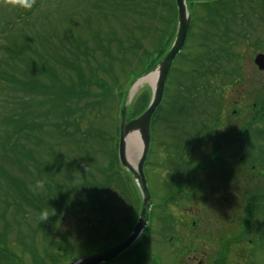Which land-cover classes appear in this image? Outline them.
Returning <instances> with one entry per match:
<instances>
[{
  "label": "rangeland",
  "instance_id": "374dc122",
  "mask_svg": "<svg viewBox=\"0 0 264 264\" xmlns=\"http://www.w3.org/2000/svg\"><path fill=\"white\" fill-rule=\"evenodd\" d=\"M96 1L31 0V6L23 7L19 6L16 0H0V77L8 78L2 75L4 72L15 77V81L30 79L29 69L20 66L18 61L22 58H19V49H24L23 58L28 62V55L31 54L25 48L28 43L30 47H37L41 57H47V62L57 67L60 55L66 60L69 59L66 49L62 46L72 49L74 39L78 37L79 41L86 39L90 45L95 42L96 31L102 33L106 39L111 37L109 34L111 31H115L118 38L124 39L127 35L135 34V37L140 38L146 51L149 53L154 51L162 31L166 30V22L152 23L148 19L138 21L134 16L137 12L135 7L130 11L126 10V0H115L110 6L108 0H102L100 8L94 9L92 5ZM159 1L170 4L171 0H144L137 5L141 8L145 7V4L152 7L156 2L160 3ZM253 3L257 2L253 1ZM159 12L164 13V9L160 7ZM231 12L236 15L242 13L243 20H231L230 12H219L223 14V22L220 19L215 21L219 30L217 32L221 34L222 43L219 44L223 45L225 42V34L235 39L241 28H245L247 32L244 34L245 39L241 40V36L237 39L236 46L232 45L228 48V53L238 54V59H229L227 62H218L214 66H209L211 70L218 72L213 76L208 74L205 76L212 90L217 88L216 93L222 96L220 100L219 94H217L218 100L212 97L214 92H211V89L209 93L198 94V98L190 97L187 90L184 91L186 97L176 99L175 96L179 93L177 90L183 89L180 86L187 83L186 79L195 77L193 73L196 65L189 61L195 52L202 53L205 50L203 45L206 41L200 36L204 30L207 33L216 31L208 25V17L203 9L197 11V18L200 21L196 20V13L194 14V24L181 53L182 60H175L176 72L169 77L168 98L166 96L162 104L160 111L162 118H159L160 122L154 126L152 151L148 164H145L153 215L142 237L140 236L136 242L137 244L145 240L140 247L143 250H140L143 257L147 256V258H142L139 264H264V147L258 150V147L264 145V123L257 120L252 124L253 126H250L254 119V113L250 109L240 114L241 116L235 117L232 114L235 107H243L242 104L236 106L238 100L244 99L247 101L246 106H251L247 98L249 90L253 94L257 87L264 89L262 73L253 64L255 55L264 54V9H258V21L249 14L246 3L233 5ZM11 20L16 24L8 25ZM238 21L242 22L238 23ZM139 23L144 26L145 31L134 29ZM225 27H227L226 31L223 30ZM47 36L52 37L50 49L43 46ZM39 37L41 40L36 44ZM31 40L35 43L33 44ZM8 44L13 45L14 54L11 53V57L5 55V49H2ZM103 44L106 45V41ZM206 45L209 48L216 46L212 43ZM111 51L114 53V45ZM126 56L128 62L112 59L113 74L108 72L107 75L101 76L105 88L112 91L113 95L105 96L99 89L94 91L92 109L91 107L87 109L85 118L82 117V128L90 129V132L96 133V136L94 141L85 144L81 138L82 143L79 144L64 141L50 125L54 123V117L50 115L47 118H41L39 115L36 117L41 111L45 112L46 105L37 108L32 102L35 98L30 97L28 93L25 94L21 88L0 82V240L2 242H0V252H6L7 256L13 259L8 257L7 260L2 254L0 264H33V256L27 248L25 249L27 247L25 244L28 243V247L33 245L34 255L39 258L37 261H41V258L47 264H70L81 256L107 247L115 237L125 239L131 232L138 218L141 200L139 191L127 172L122 171L120 180L112 184L109 190L102 191L103 201L107 206L105 210L102 205L91 206L81 203L82 190L74 188L76 176L80 177L84 170L91 175L95 172L94 163L87 160L83 154L79 155L77 145L88 146L92 159L102 167L107 165L108 151H114L112 145L118 137L116 126L119 101V96L114 93L116 89H122L124 83L141 73V68L145 64L143 57L136 59L130 54ZM50 57H54L52 61H49ZM89 58L93 63V59ZM232 68L239 70L238 74L228 73ZM177 71L182 75L178 76ZM236 75L242 76L237 80L234 78ZM44 80L48 82L50 79ZM115 81L118 82V86L115 85ZM62 82L73 85L74 89L79 91V86L77 88L79 79H62ZM130 88L131 83L125 90V97L121 98L123 103L127 101ZM151 91L152 87L147 83L142 84L135 91L127 104L126 117L132 113L133 118H136L144 111L150 101ZM81 101L76 99L72 104L81 107ZM209 101L218 102L221 110L217 118V121L220 118V125L212 135H216L218 131L221 135L227 132L233 136L222 140L219 148L211 139L200 146L196 143L202 138L203 130L210 124L209 118L216 111L215 106L207 105ZM33 119L38 123H44L43 129L37 132L28 126L27 131L22 128L27 122L31 125ZM242 124L247 126L242 128ZM18 128L25 135L24 138L21 137L19 145L16 140L12 143L3 142L1 139L3 136L11 135ZM252 128L255 135L252 134ZM260 129H262L261 134L256 137ZM186 142L194 143V147L184 152ZM14 145L16 147L14 154H4V150ZM218 154L231 157L230 165H226L225 168H222L224 162L218 165L219 163H216ZM241 154H248L247 164L239 163ZM181 157L191 161L190 167L195 166L198 172L193 177L186 175V178L183 170L187 166L183 167L181 163L178 173L172 174V167L178 163L172 160ZM138 158L137 153L136 164ZM252 164H255L253 170L245 169L247 165ZM2 172L6 173L17 190H20L32 204L35 199L41 201L35 203V209L33 206L31 208L23 205V201L19 199L24 212L18 214L13 211L17 208L13 206H18L17 201L14 202L15 188L10 187L9 181L5 180ZM223 172H227L226 175L230 178L223 176ZM92 177L94 179L91 177L87 179L95 183L100 180L96 173ZM188 182L190 185L187 186V190L185 185ZM177 185L180 188L175 187ZM194 187L199 189L196 190L194 197L197 198L186 201L188 204L185 201L178 202L176 206H172L173 202L166 204V207L165 204H161L163 198L171 193V189L179 190V196L181 194L182 198H185ZM57 189L69 193L71 195L69 200L73 197L74 203H71V206H62L61 212L50 223L47 221L45 208L59 210L58 205L47 204L50 195L56 194ZM77 191L75 195L72 194ZM36 209L40 210L44 217L37 213ZM171 215L174 219L173 224L171 218L166 220L167 216ZM242 227L249 228L248 232L243 233L247 236L244 243L248 245L237 247L234 243L227 249L226 245H223L225 241L223 236L227 239H235L234 235H241ZM58 242H66L70 245L69 258H66L67 254L60 256L56 252L55 244ZM140 250L136 249L135 252L140 254Z\"/></svg>",
  "mask_w": 264,
  "mask_h": 264
},
{
  "label": "trees",
  "instance_id": "16d2710c",
  "mask_svg": "<svg viewBox=\"0 0 264 264\" xmlns=\"http://www.w3.org/2000/svg\"><path fill=\"white\" fill-rule=\"evenodd\" d=\"M108 1H109L108 3L109 6L112 4V2L115 3V0H108ZM187 1L189 2L191 0H187ZM242 1L243 0H228V1L223 2L222 0H214L212 1L211 4H203L197 8L196 16H195L196 20L198 19V21H200L199 18H197V15H198L197 11L199 9H203L205 13L209 15V17H212L210 21L208 20L209 21L208 25L210 26L212 30L214 31L216 30V31L213 33L211 32L207 33L206 30H204L205 34L203 33L200 36L202 40L206 41L205 44L202 43V45L204 44L203 46H205L206 49L203 50L202 53L195 55L194 59L192 60V62L196 65L195 72L193 73L194 76L205 77L207 74L213 76L216 72H218L217 70H211L209 66H211L212 64L214 65L216 62H218L219 60L223 58L221 55L222 54L224 55L227 52V44L228 43L230 44L231 41H230V37H228V40L226 39L223 45L218 43V42L222 43V41L220 40L221 34L217 32L219 30L216 27L217 23L215 21H217L216 19H220L222 21L223 14L221 13L231 12L233 5H237V3L241 5ZM101 2L102 0H97L96 2L93 3L92 7H94V9L96 8L99 9ZM139 2H144V0H126V3H127L126 10L130 11L133 7H135L137 12H135L134 16H136L135 18H137L138 21L142 22L143 20L148 19L152 23H156L157 21L162 22V23L166 22V26H167L165 28L166 30L162 31L161 37L159 38L154 51L150 53L149 51H146L143 44L140 41V38L135 37V34L127 35V37L124 39V38H118L115 31H111L109 33L111 34V37L106 39L102 36V33H100L99 31H96L95 42L90 44V45H93V47L88 45L86 39L79 41L80 40L79 37L78 39H74V43L72 44L73 45L72 49L74 48V51H72V49H69L67 47L65 48L64 46H62V48L66 49L69 59L66 60L62 55H60L59 57L61 58H60L59 64L57 65V67H55L53 66V64L47 62L48 60L47 57H41L42 55L39 54L37 47L35 46L30 47V44L28 43L27 45H25L26 50L31 52V54L28 55V62H26L25 59L23 58V52L25 51L24 49H19V58L21 57L22 58L18 59V61L20 63V66L23 65V67L29 69L31 73L30 79L15 81L14 79L15 77H13L12 75H7L6 73L3 72L2 75L8 76V78L6 79V78L0 77V82L3 81L4 83H9L13 86H17L21 88L25 94L28 93L30 97L35 98L34 101L32 102H34V105L37 108H43L46 105L47 109L45 110V112L41 111L40 113L36 115V117L38 115L41 118H47L49 115L54 117L55 118V120H53L54 123H50V125H52L53 131L56 134H59V136L62 137L64 141L67 140L70 143H76V144L82 143L80 138L82 139L84 144L90 141H94L96 133L90 132V129L87 130L85 128H82V121H83V118H85L86 110L89 109L90 107L92 109V105H91V103L93 102L92 96L94 95L95 90H98V89L102 90L105 96L113 95L112 91H110L108 88H105V83L102 80L103 78L101 77L105 74L107 75L108 72L113 74V70L111 67L112 59H115V61L118 60L120 62L121 60L122 62L123 61L128 62V58L126 56L127 54L132 55L136 59L143 57L145 64L142 66V69H145V70L152 69L155 66L156 62L159 60V58L164 53L166 47L168 46V44L170 43L173 37V30H174V24H175V19H176V14H175L176 12H175L173 0L170 1V4L159 1L160 3L156 2L155 5L152 7H148L145 4V7H142V8L137 5L139 4ZM157 6L159 8L162 7L164 9V13H160L159 8H157ZM259 7L260 8L264 7V0L261 1ZM251 9L252 8L249 6V10ZM14 23L15 21L13 22V20H11L8 22V25L11 26ZM134 29H137V30L141 29L145 31V28L141 23L135 25ZM130 32H133V31L130 30ZM208 36H212L215 40L214 39L212 40L211 38L208 39L209 38ZM239 36H240L239 33H237L236 38L238 39ZM51 38L52 37L50 36H47V38H45V42L43 44L44 48L46 47L47 49L51 48V45H50ZM40 40L41 39L39 37L36 44H39ZM208 40L210 41V43L212 42V44L218 43L216 44V46L212 48L211 52L207 51L208 48L206 44ZM104 41H106V45L103 44ZM31 42L33 43L32 40ZM113 45L115 48L114 53H112L111 51L113 48ZM12 46L13 45L8 44L7 47L3 48L5 49L4 51L6 52L5 55L10 56L11 53L14 54V51L12 50L13 48ZM226 55L230 56L229 54H226ZM88 56L93 59V63L90 61V58ZM54 57H50L51 59H49V61H52ZM98 58L101 60H97V61L94 60ZM105 60H107L106 64L104 63ZM66 73H68V75ZM73 77L75 79H79V82L77 84V88L79 86L78 88L79 91H76L73 85L72 86L67 85L66 83L62 82V79H74ZM44 79H50V80L46 82ZM187 80L188 82L183 86V89L180 91L177 90V93L178 92L179 93L175 95L176 99H181L183 98V96L186 97L184 93V91L186 90L188 91V94L190 97L198 98L199 97L198 94L209 93L210 89H211L210 90L211 92H214V94L212 95L214 99L220 100V98L222 97L220 93H216L217 88L212 90V88L208 84L207 79H187ZM115 85L118 86L117 81H115ZM117 90L120 91L122 89L119 88ZM221 90L224 93V90L223 89ZM217 94L220 95V96L218 95V99H217ZM210 98H211V94H210ZM76 99L82 100L81 107H75L74 104H72ZM241 100H244V99H241ZM251 100H253V105L251 107H248L245 104L243 107H240V108L235 107L234 109V111L236 112L235 115L234 113L232 112L231 113L235 117H237L238 114H243L244 111L246 112L247 109H250V111L254 113L253 115L254 119H252L250 125L255 123L257 120L259 122H262L263 124L264 123L263 122L264 121V89L261 90V88H256L253 91ZM214 102L215 101H209L207 104V105L215 106L216 108V111L214 112V114L209 118V121H210L209 123H213L217 121V118L220 114L219 113L220 111L219 103L218 102L214 103ZM200 103L203 104L201 101ZM160 111L161 109L158 110L157 113L153 117V125H152L153 126L152 127L153 139L152 141H154V134H155L154 126H156V124L160 122L159 118H162ZM94 117L95 116L93 115V118ZM133 117H134L133 114L130 113L129 118H133ZM255 117L258 119H256ZM43 124L44 123H38L36 122V120L33 119L31 125L30 123L27 122L26 124H23L24 127L22 128L23 129L25 128V130L27 131V126H28V127H31L32 130L34 128V130L38 132L41 129H43ZM261 130L262 129L258 130V136H260ZM21 137L24 138L25 135H24V132L20 131V129L18 128L11 135L6 134L1 139L3 140V142L10 141V143H12L14 142L13 138H15V140L18 142V145H19L20 141L22 140ZM187 143L189 142H186V144ZM87 147L88 146L86 145H83V146L79 145V147L77 145L78 153L79 155L83 154L87 160H90L92 163H94L95 165L94 173L98 174L100 180L97 181L96 183L93 181H89L88 179H90V177L94 179L92 177L94 173L91 175L90 173H87L84 170L83 174L80 177L76 176L75 179L73 178L75 182L74 188H76V190L77 189L82 190V195L80 197L81 203H87V204H90L91 206H95V205L100 206V205H103V202H104L102 191L109 190L112 184H116L120 180L121 178L120 175L122 173V170L118 166V162H117V159H116V156L113 150L108 151L107 165L102 167L98 165L96 161L92 159L90 150H88ZM261 147H264V145L258 148H261ZM15 148L16 147L14 145L10 149L8 147L3 152L4 154H6L7 152H9V154H14ZM68 170L70 169L68 168ZM2 174L5 180L7 182L9 181L10 187L15 188L14 202L17 201L18 206L17 205L13 206V207L15 206L17 207L14 209V212L18 214L24 212V210L21 209L22 202L20 203L19 199L23 201V205H26L27 207L30 206L31 208L33 206V208L35 209L36 206L34 205H36L37 203L41 201L39 199L37 200L35 199L34 204H32V202L29 201V199H27L20 190H17L18 188L14 185L13 182L10 181V179L6 176V173L2 172ZM55 187L56 185L54 186V188ZM170 192L171 193L170 194L168 193V196L163 199L162 204H170L173 202L172 204L177 205L178 202L185 201V203H187L186 201L189 202V201H192V199L197 198V197L194 198L196 192L189 193V195H186L185 198H182V196H179V195L172 194L174 193L173 189H171ZM74 193L76 194L78 193V191L73 192L72 194L75 195ZM70 196L71 195L69 193L65 191L62 192L58 189H57L56 194L50 195V198H49L50 200L47 201V204L48 205L49 204L58 205L57 207H59V210L53 211L46 207L45 208L46 217L48 218L47 221L52 222L53 221L52 217L61 212L60 208L62 206L67 207L68 205L71 206V203H74L73 197L72 199L69 200ZM17 197L19 198L17 199ZM57 198H59V200H57ZM187 199H190V200H187ZM36 210H37L36 211L37 213L40 211L38 209ZM47 213L49 216L47 215ZM39 214H41L44 217L42 212H39ZM120 240H122V238L115 237L112 240L113 241L112 243H116ZM143 240L139 241L133 247H131L126 252H124L122 255H120L114 262L109 263V264H139L142 261V258H147V256L143 257V254L140 250V249L143 250V248H140L143 246L145 242V240L144 241ZM142 241L143 243L141 245ZM112 243L108 244V246L113 245ZM231 244H234V243H231ZM25 245L27 246L25 247V249L27 248L30 254L33 256V264H45V263L47 264V262H45V260L41 258H40L41 261H37L39 258L35 257L34 255V249H32L33 245H30L29 247H28L29 243ZM55 248H56V252H59V253L62 252V253L67 254L66 258L70 257L71 247L68 243L66 242H61L58 244L56 243ZM136 249L140 250V254L135 252Z\"/></svg>",
  "mask_w": 264,
  "mask_h": 264
},
{
  "label": "water",
  "instance_id": "95a60500",
  "mask_svg": "<svg viewBox=\"0 0 264 264\" xmlns=\"http://www.w3.org/2000/svg\"><path fill=\"white\" fill-rule=\"evenodd\" d=\"M178 15V27L174 42L157 67L158 77L152 90V99L142 115L128 123L125 121V108L121 110V123L119 127L118 156L120 164L134 178L141 192V208L136 224L130 235L122 242L104 251L80 258L70 264H103L109 263L118 257L119 254L127 250L140 236L148 221V214L151 207V196L148 191L146 180L143 174V164L146 160L149 145V123L156 108L161 102L164 82L169 72L170 66L176 55L182 49L190 25V17L186 10L184 0H175ZM259 70L264 71V55L259 54L254 59ZM134 132H138L141 140V154L136 167H132L126 158V139Z\"/></svg>",
  "mask_w": 264,
  "mask_h": 264
},
{
  "label": "bare ground",
  "instance_id": "6f19581e",
  "mask_svg": "<svg viewBox=\"0 0 264 264\" xmlns=\"http://www.w3.org/2000/svg\"><path fill=\"white\" fill-rule=\"evenodd\" d=\"M157 77H158V73L154 72V73H151L148 76L144 77L143 79H140L136 83H134L132 85V89H131L130 94H129V99L132 98L134 92L144 83H147L151 87H154L156 80H157ZM126 144H127V150H126L127 161L132 167H135V165H136V159L135 158H137V153H138V155H140V152H141V144H140V139H139L138 134L133 133L132 135H130L126 139Z\"/></svg>",
  "mask_w": 264,
  "mask_h": 264
},
{
  "label": "flooded vegetation",
  "instance_id": "af4514ba",
  "mask_svg": "<svg viewBox=\"0 0 264 264\" xmlns=\"http://www.w3.org/2000/svg\"><path fill=\"white\" fill-rule=\"evenodd\" d=\"M230 158L231 157H224V156H217V158H216V163H219L218 165H221V163H225L224 165H223V167L222 168H225V166L226 165H230ZM239 163L241 164V160L239 161ZM231 167V166H230ZM226 173L227 172H223V176H225L226 175ZM208 174L210 175V172H208ZM206 176H208V175H206ZM227 176V179H229L230 177L228 176V175H226Z\"/></svg>",
  "mask_w": 264,
  "mask_h": 264
},
{
  "label": "clouds",
  "instance_id": "9594fccd",
  "mask_svg": "<svg viewBox=\"0 0 264 264\" xmlns=\"http://www.w3.org/2000/svg\"><path fill=\"white\" fill-rule=\"evenodd\" d=\"M16 3L19 6H23V7H29V6H31V0H16Z\"/></svg>",
  "mask_w": 264,
  "mask_h": 264
}]
</instances>
